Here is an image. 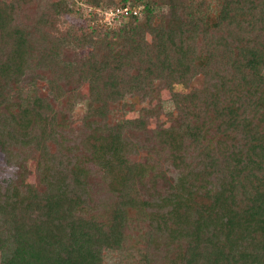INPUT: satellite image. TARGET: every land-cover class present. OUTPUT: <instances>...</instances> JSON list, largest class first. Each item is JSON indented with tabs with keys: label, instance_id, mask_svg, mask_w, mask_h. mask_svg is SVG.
Listing matches in <instances>:
<instances>
[{
	"label": "trees",
	"instance_id": "16d2710c",
	"mask_svg": "<svg viewBox=\"0 0 264 264\" xmlns=\"http://www.w3.org/2000/svg\"><path fill=\"white\" fill-rule=\"evenodd\" d=\"M158 84L182 124L141 140L118 104ZM0 151L33 162L0 181V264H264V0H0Z\"/></svg>",
	"mask_w": 264,
	"mask_h": 264
},
{
	"label": "rangeland",
	"instance_id": "374dc122",
	"mask_svg": "<svg viewBox=\"0 0 264 264\" xmlns=\"http://www.w3.org/2000/svg\"><path fill=\"white\" fill-rule=\"evenodd\" d=\"M111 8L96 9L100 21L115 26L118 23L116 16L110 15ZM163 9V8H162ZM91 9L83 6L84 15H89ZM200 84V78L193 80L189 86ZM90 81L78 89L75 94L78 102L71 112L73 123L79 124L97 114V108L92 102H96L97 94ZM174 90L186 92L188 89L174 84ZM119 116L125 122L128 133L138 139H145L157 134L162 139L173 140L177 136V128L182 124L179 113L174 108L170 99V90L167 86L158 84L146 98L128 96L118 104ZM177 168L171 162L165 164L164 171L156 177H148L138 184L141 201L147 200L153 195H160L171 188L176 180ZM0 181L11 187L23 186L33 182V162L30 159L16 160L13 165L5 163L0 151ZM108 263L118 261L117 254H108Z\"/></svg>",
	"mask_w": 264,
	"mask_h": 264
},
{
	"label": "built area",
	"instance_id": "2783aa9c",
	"mask_svg": "<svg viewBox=\"0 0 264 264\" xmlns=\"http://www.w3.org/2000/svg\"><path fill=\"white\" fill-rule=\"evenodd\" d=\"M109 12H110V13H109L110 15H112V16L115 15V12H114L113 10H110Z\"/></svg>",
	"mask_w": 264,
	"mask_h": 264
}]
</instances>
